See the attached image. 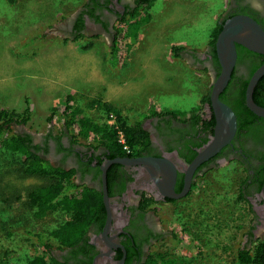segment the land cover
Returning a JSON list of instances; mask_svg holds the SVG:
<instances>
[{"label":"rangeland","instance_id":"obj_1","mask_svg":"<svg viewBox=\"0 0 264 264\" xmlns=\"http://www.w3.org/2000/svg\"><path fill=\"white\" fill-rule=\"evenodd\" d=\"M85 2L0 0V111L17 115L28 111L26 124L15 126L14 133L31 135L33 143L58 137L67 108L101 126L116 125L118 116L143 122L152 111L180 115L202 106L212 84L204 60L193 61L181 50L179 59L173 60L176 65L169 66L161 50L175 37L204 46L230 10L231 0H156L136 20L141 38H152L144 50H136V57L123 52L128 42L125 30L132 20L116 25L112 43L103 38L69 39L55 31ZM114 46L117 53L112 54ZM62 79L68 81V91L62 89L66 84ZM54 81V89H62L56 101L32 105V98L50 92ZM104 104L114 111L108 112ZM68 135L65 139L71 140ZM78 143L87 146L92 141ZM3 152L0 145V264H27L44 252L32 235H47L69 215L57 210L36 219L28 194L47 181L24 176L22 158ZM240 175L231 165L198 180L191 195L196 206L186 200L179 207L184 210L164 214L167 229L183 243L176 245L167 237L158 251L178 264H234L251 218L247 204L233 205Z\"/></svg>","mask_w":264,"mask_h":264},{"label":"flooded vegetation","instance_id":"obj_2","mask_svg":"<svg viewBox=\"0 0 264 264\" xmlns=\"http://www.w3.org/2000/svg\"><path fill=\"white\" fill-rule=\"evenodd\" d=\"M136 1L86 0L55 31L69 39L103 38L112 43L117 36L116 25L125 19L131 21V16L138 9ZM231 15L249 16L264 30V0H231L230 10L218 25ZM206 57L203 67L213 83L219 74V65H216L211 50ZM246 66L247 63H236L233 83L223 92L226 101L223 103L228 107L235 98L239 82L247 78ZM207 121L208 118L204 119L203 116L194 123L187 118L183 120L172 115L150 116L141 123L142 129L148 134L149 147L142 152L114 159H110L109 153L102 147H88V151H85L70 138L64 137L60 140L63 145L61 148L53 135L47 141L44 139L34 143L40 148L39 156L54 169L73 170L79 184L101 193L102 169L106 167V189L110 195L108 194L109 205L108 211L105 209L103 225L90 229L88 240L86 244H82L80 250L52 251L53 257L60 264H150L154 254H162L157 248H161L167 237L172 238L175 235L173 230L167 229L164 214L169 210L173 214L175 210H184V207H179L186 200L194 208L196 201L191 195L197 181L209 173H221L231 165L241 172L238 176L240 182L235 185L237 194L233 202L247 204L246 211L251 216L249 229L241 236L242 243L238 249L246 247L250 250L258 240H254L255 232L261 225L259 220L264 216V120L261 122L259 119L245 118L244 123L247 124L240 129L236 117L237 127L230 143L193 168V163L214 136L215 121L208 128ZM25 135L29 136L27 133ZM30 137L33 141V137ZM149 159L165 163L163 171L156 174V179H152V175L141 164L142 160ZM116 160H123L127 165H117L114 163ZM115 166L118 167L114 168ZM170 167L175 173L172 190L176 195L182 193L186 180L193 171L190 188L183 198L170 199L167 195L171 179L166 172ZM240 196L245 200H241ZM187 212H190L189 208ZM108 215L110 221L106 226ZM179 240L181 245L183 241Z\"/></svg>","mask_w":264,"mask_h":264},{"label":"trees","instance_id":"obj_3","mask_svg":"<svg viewBox=\"0 0 264 264\" xmlns=\"http://www.w3.org/2000/svg\"><path fill=\"white\" fill-rule=\"evenodd\" d=\"M16 1L17 0H9L11 4H14ZM155 1L156 0L136 1L138 9L135 11L134 15L131 16L130 19L132 22L125 30L126 38H128V42L126 43L127 47L129 45L131 46L137 37L140 26L139 22H136V20L140 17V12L143 10L144 12L148 11ZM232 15L225 17V19L222 20V23L227 19L232 18ZM125 20L121 23H125ZM221 29L222 24L216 26L210 43L213 58L217 66L218 63L214 44ZM236 49L237 64H248V66H246L247 78L244 81L239 82V86L234 94L235 98L232 103H229V106L237 117L241 129L247 124L244 123L245 118L259 119L261 122L264 120L257 118L245 106V91L248 81L253 73L262 65L264 58L251 53L240 46H237ZM176 51L177 49H174V52ZM111 53H117L116 46L112 48ZM233 73L227 88L233 83ZM223 94L224 93L220 95V100L226 103ZM252 98L256 105L264 108V77L257 83ZM102 106L108 112L114 111L109 105L104 104ZM27 113L28 111H25L22 115H17L15 112H8L6 110L0 111V145L3 147V153L10 154V156L18 155L19 158H22L20 163L23 167L24 176L36 177L47 181L45 185L33 188L28 194L30 207L36 210L34 217L36 219H41L48 212H55L57 210L69 215V218L64 223L50 231L47 235H32L31 233H27L36 239L38 246L44 248L43 255L34 257L27 262V264H60L58 260L53 257L52 251L69 249L72 252L80 250L82 244H86L88 240L87 234L90 229L101 227L103 225L106 217L103 205V195L100 191L94 188L77 186L73 179V170L65 171L64 169H54L47 161L39 156L38 153L40 148L33 143L30 136L13 132L15 126L26 124ZM170 115L183 120H186L187 118L193 123L197 122L199 117L203 116L204 119L208 118L209 120L206 123L207 128L214 125V116L210 107L209 95L202 100L201 107L193 108L188 113L178 115L174 112L156 113V111H152L143 117L146 119L150 116ZM141 123V121L130 122L127 118H121L118 116L116 126L110 127L106 124L100 126L92 123V121L86 117H83L78 110L67 108L64 116L63 130L61 131L60 136L55 137V140L59 148H61L63 145L60 140L64 136H69L68 134H70L72 142L75 144H78L79 139L89 140L90 138L92 143L87 145L89 148L97 149L98 147H102L106 149L109 153L110 159L125 157L142 152L150 145L148 134L142 129ZM116 127L118 130H116ZM118 131L124 135L125 143L130 149V155H126V152L123 151L122 146L118 143ZM117 167L118 166H115L114 168ZM108 175L107 182L109 180ZM240 199L243 201L245 200L243 196H240ZM239 203V201H235L233 205ZM172 239L174 244L177 245L180 243V240H178L176 235H173ZM44 253L47 256H45ZM150 264H178V261L167 255L154 254ZM234 264H264V237L258 239L252 245L250 250H247L246 247L238 249Z\"/></svg>","mask_w":264,"mask_h":264},{"label":"water","instance_id":"obj_4","mask_svg":"<svg viewBox=\"0 0 264 264\" xmlns=\"http://www.w3.org/2000/svg\"><path fill=\"white\" fill-rule=\"evenodd\" d=\"M222 24V29L217 35L214 49L216 59L219 65V74L215 81L211 85L209 100L210 107L214 116V136L211 138L209 145L200 153L197 160L193 163V168L198 166L201 162L213 157L223 147L228 145L233 138L237 123L234 112L220 100V95L224 92L231 80L233 71L235 70L237 63V46H240L247 51L262 56L264 58V30L253 18L245 15L233 16L227 19ZM264 77V60L262 65L253 73L248 81L245 91V106L256 117L264 119V108L256 105L253 101V93L257 83ZM117 165H124L123 160L114 161ZM108 164V163H107ZM143 167L152 175V179H156V174L163 171L164 161L160 160H142ZM173 168H169L166 173L169 174L171 182L169 185V191L167 193L170 199H180L185 197L190 188V172L185 188L181 194L176 195L173 190V180L175 179V173ZM102 193H103V205L106 211H108L109 197L106 189V167L102 169ZM110 216L107 217L106 226L109 225ZM260 226L257 227L255 232V239L262 238L264 236V216L261 220Z\"/></svg>","mask_w":264,"mask_h":264},{"label":"crops","instance_id":"obj_5","mask_svg":"<svg viewBox=\"0 0 264 264\" xmlns=\"http://www.w3.org/2000/svg\"><path fill=\"white\" fill-rule=\"evenodd\" d=\"M140 30V29H139ZM138 30V32H139ZM141 32L139 34H137V37L135 39V41L133 42V44H131V46L129 45L128 47L125 44V48L123 50V52L127 53V56H133L136 57V50L139 53L140 49L144 50L146 44L150 41L151 36L147 37V38H141ZM212 36H209V41L207 43H205L204 46H202V42H197L194 41L193 43H189L187 40L184 39H180V38H173L171 40H169V42H166L163 44V47L161 52L162 54H160V56L166 61V63L168 64L167 61H169V66H175V62L173 60L179 59V53L180 51H184L185 54H187L189 56L190 59H192L193 61H203L206 60L207 57L206 55L210 52L211 47H210V43L212 41L211 39ZM130 42V40H129ZM174 49H177L176 52H174ZM131 59V58H130ZM13 72V71H12ZM63 80V79H62ZM66 82V84L60 88H62L64 91H68V81L67 80H63ZM57 84V81H54L53 84H51L50 87H52L51 91L53 92H49V89L47 91H45L44 95L42 97H39L37 99L32 98V105L35 106L34 103L42 102L44 101V103H46L47 101L53 100L56 101V99L59 97V94L61 93V90H55L54 89V85ZM49 87V88H50ZM59 93V94H58ZM38 104V103H37ZM36 104V105H37ZM158 110V109H157ZM158 113V112H156ZM80 148H82L85 151H88V146L86 145H81V144H77ZM75 183L77 184V186H82V184H79L78 181H76L75 176L73 177Z\"/></svg>","mask_w":264,"mask_h":264},{"label":"built area","instance_id":"obj_6","mask_svg":"<svg viewBox=\"0 0 264 264\" xmlns=\"http://www.w3.org/2000/svg\"><path fill=\"white\" fill-rule=\"evenodd\" d=\"M111 124H114V122H109V125L108 126H116V125H111ZM116 130H118V128L116 127ZM117 138H118V143L122 146L123 148V151L126 152V154H129L130 153V149L129 147L126 145L125 143V138H124V135L118 131L117 132Z\"/></svg>","mask_w":264,"mask_h":264}]
</instances>
